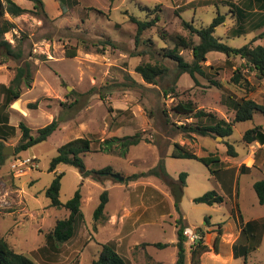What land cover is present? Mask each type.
I'll list each match as a JSON object with an SVG mask.
<instances>
[{
	"label": "rangeland",
	"instance_id": "1",
	"mask_svg": "<svg viewBox=\"0 0 264 264\" xmlns=\"http://www.w3.org/2000/svg\"><path fill=\"white\" fill-rule=\"evenodd\" d=\"M43 2L48 18L30 12L17 16L4 14L13 27L3 37L23 50L24 59L7 58L3 62L0 59V83L10 84L16 67L24 60L30 63L32 81L29 86L21 84L20 97L14 104L0 108V113L10 116L15 126L23 121L32 134L54 118L60 119V125L46 140L17 153L14 147L21 135L17 127L12 136L0 140L4 146L13 147V154L4 155L0 162V237L4 236L15 250L36 264H91L103 243H113L129 264H173L177 251L173 244L177 239L175 222L180 220L184 226L203 230L204 240L210 241L212 251L217 223L229 219L235 193L248 178L241 175L239 184L233 181L231 189H222L215 174L201 162L171 157L173 142L183 144L197 155L216 153L223 158L230 156L226 151L228 142L241 156L244 154L243 146L249 145L242 140L243 132L254 125H264V116L255 112L252 120L236 122L227 138L214 134L200 136L176 127L184 122H196V119L174 113L172 107L178 101L190 100L197 108L230 121L233 111L222 99L226 95L238 97L243 93L228 81L234 67L242 65V59L210 51L204 62L206 76L198 74L196 81L188 73L176 77V70L170 64L169 74L157 84L145 82L135 71V66L155 61L150 50L157 52L162 47H171L173 43L169 34L189 36L182 20L192 21L195 26L206 25L215 16L217 8L225 14V22L216 27L215 35L234 47L248 43L264 29L251 30V22L259 21V11H254L256 15L249 21L242 22L246 31L242 29L241 33L232 36L230 30L237 28V23L231 13L234 8L229 4L238 3L245 8L241 0H210L208 4H198L197 0H79L67 9L61 8L54 0ZM246 9L252 10L253 5ZM155 13L159 16L155 26L144 30L140 39L135 41L136 25L129 16L150 19ZM160 31L166 32L165 37ZM257 44L264 45V36L251 41L252 46ZM71 50L75 51V56L68 57L66 52ZM181 53L187 61L191 60L190 51L182 50ZM243 73L254 86L249 95L264 104V78H256L245 68ZM207 77L218 81L220 86L209 85ZM169 87L174 91L164 93V89ZM101 94L104 99H101ZM12 104L14 110L9 109L14 108ZM135 132H140L146 141L129 146L121 155L116 152H89L83 161L86 168L110 166L113 173L124 178L142 174L136 180L118 181L108 176L94 181L82 177L78 168L67 164H60L55 169V172L63 173L59 190L62 202L80 188L83 221L77 225L69 241L54 248L46 241V234L57 218L67 214L65 208L49 206V199L44 194L55 173L48 171V164L57 147L79 136L95 134L98 139H103ZM259 150L257 148L255 152ZM16 157H33L34 165L12 169L11 162ZM159 161L163 173L150 171L158 168ZM180 172L187 175L181 186V201L174 203L168 194L167 182H178ZM150 184L158 187L157 190ZM104 189L108 192L105 205L107 220L97 224L92 214ZM210 190L223 197L221 204L193 201ZM160 191L167 192V196ZM245 197L248 202L242 200V206L253 211L250 198L247 194ZM236 199L239 201L238 197ZM259 206L262 205H256ZM151 208L154 209L152 213L146 211ZM126 211L131 213L125 218L127 228L129 226L131 230L127 241L132 243L129 244H123L116 238L125 234L118 228L121 224L119 216ZM109 215L118 217L114 223L111 221L113 224L108 222ZM120 230L123 232L121 235ZM154 243L165 245L157 247ZM185 249L186 264H189L190 249L186 244ZM217 251L225 256L229 250L221 244ZM244 260L245 264H264V240L256 253L247 247L243 258L233 264H244ZM203 261L206 264L205 257Z\"/></svg>",
	"mask_w": 264,
	"mask_h": 264
},
{
	"label": "trees",
	"instance_id": "2",
	"mask_svg": "<svg viewBox=\"0 0 264 264\" xmlns=\"http://www.w3.org/2000/svg\"><path fill=\"white\" fill-rule=\"evenodd\" d=\"M31 1V7L26 8L14 0H0V59L1 62L7 58L14 60L24 59V53L21 48L14 47L3 35L9 31L13 24L9 20L4 18V14L8 13L11 16H17L24 12H30L37 15H42L48 18V13L45 9L43 0H29ZM61 8L67 9L78 3V0H56ZM111 1V0H110ZM210 0H197L198 4H208ZM253 5V9H246L248 6ZM231 10L237 23V28H232L230 34L235 36L241 33L246 22L253 18L254 11L257 13L259 21L253 24L251 22V30L264 27V0H244L242 5L245 8L233 4L230 2ZM129 19L135 23V41L140 39L143 31L155 26L159 20L157 13L150 19H139L134 15H130ZM225 22V14L221 13L218 8L216 9L215 16L206 25L195 26L192 21L182 20V25L190 33L189 36H184L178 33L169 34L173 45L171 47H162L160 51H152V55L155 57L154 62H141L135 66V71L140 74L143 80L147 83L157 84L158 80L168 75L173 64L174 70H176V77L182 73H188L190 77L196 81V75L206 76L204 64L206 60V54L210 51H219L224 53L227 57L238 56L242 59V65L234 67L232 74L229 78L232 86H237L242 90V94L238 97L232 95H226L222 100L233 111V117L230 121H226L222 118H217L214 112L205 111L202 108H197L193 102L178 101L173 107L172 111L177 114L186 115V117H193L196 122H184L176 125L186 133H195L200 136L216 135L223 138H227L232 134L233 125L236 122L252 120L255 112H260L264 116V104L258 102L254 97L250 96V92L254 89V86L244 76L243 68L248 72H252L256 78H264V45L257 44L252 46L251 41L262 38L264 36V29L254 36L250 42L241 46L234 47L226 44L220 40V37L215 35V29L217 26L222 25ZM161 36L165 37L166 32L160 31ZM172 36V37H171ZM197 40H196V39ZM196 40V41H195ZM182 50H188L191 54V60L187 61L182 55ZM147 51V50H146ZM145 52V51H144ZM68 57L75 56V51H67ZM209 68L212 66L208 65ZM32 81V70L30 63L24 60L22 65L16 67L14 77L11 79L10 84L5 85L0 83V96L1 104L0 108L8 107L11 103L20 97V86L24 84L29 86ZM209 85L219 87L220 83L210 77H207ZM175 82V77H174ZM173 92L174 88L169 87L164 89V93ZM101 99H104V95L101 94ZM166 113V112H165ZM175 125V122H172ZM60 119L54 118L46 125L39 127L35 130V133H31V129L23 122H18L17 126L9 124V117L6 114L0 113V140H5L8 136H12L15 133L16 127L20 131L19 143L14 147L15 153L28 149L29 147L46 140L56 129L59 128ZM141 140H145L140 132L133 134H126L122 136L113 135L103 139H98L95 134L89 136H79L72 138L57 147L56 154L50 159L48 164V171L55 172V169L60 164H67L79 169L82 177L90 178L94 181H101L111 176L112 168L110 166H104L98 169L86 168L84 165L83 157L89 152H110L117 155L124 154L129 146L139 143ZM242 140L246 143L259 142L264 143V128L261 125H254L246 129L242 134ZM227 154L235 156L236 152L233 146L226 142ZM4 145L0 142V162L5 158L2 154V147ZM117 149V150H116ZM171 157L175 158H190L195 159L208 167L212 174H215L220 168V157L216 153H209L208 155H197L194 151L190 150L183 144L173 142V149L170 153ZM152 172L163 173V166L159 161L158 168L150 170ZM62 172H55L54 176L45 188L44 194L49 199V206L56 208H65L67 214L64 217L57 218L54 221L49 232L46 234V241L50 243L54 248L58 244L69 241L75 233L77 225L83 221V213L81 211V191L80 188H76L71 197L62 202L59 199V190L61 186ZM186 172H180L178 176V182L182 186L186 177ZM142 174H132L126 176L125 180H136ZM253 189L257 196L259 204L264 203V178L256 180L253 183ZM108 201V192L104 189L99 194V201L95 206L92 214V218L97 224L103 223L107 220V214L105 212V205ZM197 203H205L208 205L221 204L223 197L214 190L206 191L200 196L193 199ZM242 222V216L239 215ZM207 223V221H206ZM96 224V225H97ZM96 225L94 228H96ZM176 259L173 264H186V249L184 243V236L182 235V229L184 227L180 220H176ZM247 223L243 226V233L246 232ZM222 223H217V234L213 240V248L217 251V244L219 236L221 234ZM201 238L199 241L189 249L190 263L189 264H201V255L209 250L208 245L204 240V231L199 230ZM157 247H163L165 244L154 243ZM234 246V250H236ZM246 250V249H244ZM236 254V252H235ZM0 264H36L31 258L24 253L15 250L4 238L0 237ZM91 264H129L127 259L120 255L113 243H103L100 246L97 257L91 261ZM245 264V260H244Z\"/></svg>",
	"mask_w": 264,
	"mask_h": 264
},
{
	"label": "crops",
	"instance_id": "3",
	"mask_svg": "<svg viewBox=\"0 0 264 264\" xmlns=\"http://www.w3.org/2000/svg\"><path fill=\"white\" fill-rule=\"evenodd\" d=\"M14 1L16 3L19 2L18 4L23 7H26V8L31 7V1L29 0H14ZM20 2H23V4H20ZM241 2L243 3L244 0H241ZM254 98L258 101V99L255 96ZM9 109L14 110L15 107L9 108ZM9 124H13L10 116H9ZM261 126L264 128V125H261ZM248 144H249L248 146H245V147L243 146L244 154L241 156H239V153H237V151H235L236 152L235 156H231V157L229 156L227 158H223L222 156H219L220 157V168L217 172H215V176L217 177L218 184L220 185L222 189L224 188L231 189L232 184L234 182H238L239 177L241 175L246 176L248 180L245 181L242 187L239 185L238 191H236L235 193V197L236 198L238 197L239 201H237V199L235 198L234 206H232L230 210L231 213L229 215V219L225 222H221L222 223L221 234L219 236L217 249H219L220 245L223 244L226 247H228L229 251L227 252L225 256H222L220 251L214 250L213 243H212L213 250L210 251V247H211L210 241L205 240V243L208 245L209 250L204 252L201 255V264H205L203 261L204 257L207 260L206 264H233L235 260H239L240 258H243L244 249H246L247 247L249 248V250H252V252L256 253L259 246L262 244L264 240V210H262L261 208V207H264V203L263 204L258 203L257 196L253 189V183L256 180L264 178V143L256 142V144H250V143ZM257 148L260 150L256 153L255 150ZM229 182H231V185H228ZM150 185H152V188L157 190L158 187H156L153 184H150ZM160 192L163 195L167 196L166 194L167 192L166 193L164 191H160ZM168 194L171 195L170 190H168ZM246 194H247V197L250 198L249 203H251V205L253 206L254 208L253 211L248 210L249 211L248 212L242 206V200L245 201V203L248 202L244 200L246 199L245 197ZM257 204L262 205V206H259L260 208L256 207ZM146 211H150V213H152L154 209L151 208V210L149 209ZM239 215L242 216V222L240 221ZM114 216L109 215V221H108L109 223L111 221H113L114 223L115 218H118L116 215ZM130 216H131V213L128 211H126L124 214L119 216L121 224H119L118 229L124 230L125 234L120 238H118L116 234L117 236L116 238H117V241L122 242L123 244L132 243L131 241H127L129 240L131 236V230L129 226L127 228V224H126L127 221L125 222V218L126 217L128 218ZM247 223H250V225L247 226L246 232L243 233L242 228ZM175 231H176V226H175ZM122 233L123 232L120 230L119 235H121ZM210 233L211 231L206 232V235ZM216 234L217 233L214 231L213 240ZM206 235H205V239H206ZM176 242H177V239L173 241L174 246H176L175 245ZM234 246L237 247L236 250H234ZM207 253L209 254L206 257L205 255H207Z\"/></svg>",
	"mask_w": 264,
	"mask_h": 264
},
{
	"label": "built area",
	"instance_id": "4",
	"mask_svg": "<svg viewBox=\"0 0 264 264\" xmlns=\"http://www.w3.org/2000/svg\"><path fill=\"white\" fill-rule=\"evenodd\" d=\"M33 165H34L33 157H24V158L16 157L11 162V167L12 169L15 170H17V168L20 166H33ZM182 235L184 236V243L187 245V248L194 246L201 238L200 232L197 229H194L193 227L190 226L183 227Z\"/></svg>",
	"mask_w": 264,
	"mask_h": 264
},
{
	"label": "water",
	"instance_id": "5",
	"mask_svg": "<svg viewBox=\"0 0 264 264\" xmlns=\"http://www.w3.org/2000/svg\"><path fill=\"white\" fill-rule=\"evenodd\" d=\"M3 155H12L13 154V147L10 146H4L2 149ZM111 176L116 178L118 181H122L124 177L118 173H111ZM167 185L169 186L170 194L173 198L174 203H178L181 201L182 198V191H181V185L179 182H167Z\"/></svg>",
	"mask_w": 264,
	"mask_h": 264
}]
</instances>
